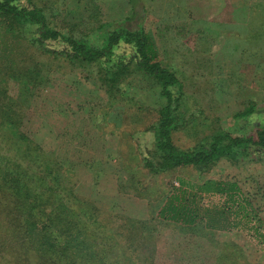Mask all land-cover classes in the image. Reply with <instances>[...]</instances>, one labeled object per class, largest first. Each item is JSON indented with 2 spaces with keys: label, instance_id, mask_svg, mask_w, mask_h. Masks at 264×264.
<instances>
[{
  "label": "rangeland",
  "instance_id": "374dc122",
  "mask_svg": "<svg viewBox=\"0 0 264 264\" xmlns=\"http://www.w3.org/2000/svg\"><path fill=\"white\" fill-rule=\"evenodd\" d=\"M34 2L43 7L51 28L78 34L85 27L88 19L85 0ZM97 2L102 9L99 17L106 22L123 21L118 17L125 14L126 6L128 17L141 20L153 38L158 59L181 78L189 97L188 112L173 133L179 147H192L217 125L231 130L233 135L254 136L256 127L264 124V109L246 119L233 116L246 102L254 100L261 105L264 100V53L257 46L251 47L252 25L249 24L260 22L261 16L255 12L261 0ZM132 20L122 25L134 28ZM45 44L57 51L64 48L58 42ZM6 50L12 52L10 56L15 62L22 60L28 66L40 64L46 77L25 107L22 130L44 151L56 153L72 178L75 194L95 204L102 217L116 224L122 219L148 222L156 246L155 264H211L215 251L211 246H224L232 238L226 232L207 230L193 222L188 226L179 224L160 214V205L174 191L173 187L178 186L174 175H185L189 182L184 185L195 190L189 197V207L200 206L199 214L211 208L207 212L210 220L218 215L217 209L212 208L219 204L213 194L195 193L197 182L218 179L239 182L244 189L243 202L244 198H251L260 204V214L264 215V147L248 149L249 155L241 158L237 166L222 158L209 169L180 166L151 175L143 168L142 159L155 142L154 131L149 126L157 119L161 104L156 84L136 70L132 82L123 81L119 90L112 92L102 83L97 67H82L60 54L42 53L37 46L20 47L12 39L0 38V84L6 80L2 84L13 99L19 85L12 76L14 67L9 66ZM118 52L129 56L131 49L123 45ZM16 70L22 69L17 66ZM116 190L118 202H112ZM136 194L151 199L147 219H141L145 203ZM5 221L1 215L0 225L6 224ZM242 247L251 262H264V248ZM8 256L0 248V264Z\"/></svg>",
  "mask_w": 264,
  "mask_h": 264
},
{
  "label": "trees",
  "instance_id": "16d2710c",
  "mask_svg": "<svg viewBox=\"0 0 264 264\" xmlns=\"http://www.w3.org/2000/svg\"><path fill=\"white\" fill-rule=\"evenodd\" d=\"M85 5L88 11L85 27L78 34L74 31L68 34L51 28L43 7L34 0H0V38L12 39L20 47L37 46L42 53L60 54L82 67H97L99 78L112 92L119 90L123 81L132 82L136 70L156 84L161 104L157 119L149 126L154 131L155 142L150 153L142 159L143 168L151 175L170 172L180 166L209 169L222 158L237 166L241 158L249 155L248 149L264 147V124L256 127L254 136L233 135L231 130L217 125L199 137L192 147L182 148L175 144L173 133L188 112L189 95L181 78L158 59L155 42L141 20H132L131 16L123 21L106 22L99 17L102 9L97 0H85ZM257 8L255 13L261 18L257 24L249 22L252 42L249 41L252 48L257 46L258 51L264 53V0ZM131 20L134 28L122 25ZM47 41L58 42L64 48L51 49L45 44ZM123 45L131 49L129 56L118 52ZM5 52L9 55V66L14 67L12 76L19 89L14 101L2 84L6 80L1 81L0 149L4 150H0V216L3 215L6 224L0 225V248L9 254L3 263L155 264L156 246H153L154 237L149 232L148 222L122 219L116 224L102 217L95 204L75 194L72 178L56 153L44 151L22 130L25 107L46 77L40 64L28 66L22 60L15 62L10 56L12 52ZM17 66L22 70L17 71ZM258 103L246 102L233 114L234 118L246 119L264 109V100L261 105ZM215 183L206 184L219 191L235 189L233 185ZM171 194L160 209L163 217H168L164 215L167 211L184 217L178 220L180 223H190L193 209L188 205L189 197L175 195V189ZM244 199L241 207L229 204L226 209H238L248 235L263 243L264 215L259 216L260 204L248 197ZM170 219L177 222L175 218ZM211 247L217 251L210 258L211 264H264L251 262L243 247L232 239L224 246Z\"/></svg>",
  "mask_w": 264,
  "mask_h": 264
},
{
  "label": "crops",
  "instance_id": "0c3cea01",
  "mask_svg": "<svg viewBox=\"0 0 264 264\" xmlns=\"http://www.w3.org/2000/svg\"><path fill=\"white\" fill-rule=\"evenodd\" d=\"M124 10H125V14L122 13V15L118 18H121V19H125L126 17H128V13H127V7L124 6ZM184 176V177H182ZM173 178H178V186H174V189H175V195L178 194L181 198L186 195L187 197H191L193 196L194 194V189H191L187 187V185H184L186 182L188 184V180L186 181V177L185 175H174ZM232 181V180H230ZM209 180L206 181V182H197L199 183L198 185H196L194 188H196V192L197 193L198 191H202V192H205L206 194H213L215 195V198L217 200V203L219 204V206L217 207H214L212 209H217V214L216 216H214L211 220H210V217L209 215L207 214V212L211 209H204V212L199 214L200 210H201V207L199 206H196L194 209H193V213L191 212V214L189 215V217H192L193 216V223L195 224H202V226L209 230L211 229L212 231L214 232H226L228 234H231L232 235V240L237 243L238 245L240 246H264V242L262 243L260 240L256 239V237H250L246 231V228H247V225L244 224V222L240 219L241 217L238 216V209L234 208L235 206L236 207H241L242 204V199L244 196L242 195H245L243 192H244V189L240 186V183L239 182H232V183H229L227 180H220L218 179V181L216 182V185L219 183L220 185H225L227 187H229L230 185H233L235 187V189L231 190V191H219V190H214L213 189V186H208ZM207 183V184H206ZM182 185V186H181ZM219 186V185H218ZM182 187L184 189H182ZM191 187V186H190ZM241 188V190H240ZM185 189H189V190H185ZM191 191V192H190ZM172 193V192H171ZM169 193L168 195L172 196V194ZM181 193H184L182 195H180ZM193 193V194H192ZM117 194V190L115 191V193L113 194L112 196V202H118L116 200V198L118 197ZM230 197H232V199H229ZM139 201H142L143 203H145V208L143 210V218L141 219H147L149 216H150V210H149V201L150 199H147V198H144V197H139L138 199ZM181 200V199H179ZM168 201V199H165L163 204L160 206V209L162 208V206L164 204H166ZM175 203H178V201L176 200ZM234 207H232V211H229L228 209H226L227 207H229L230 205ZM217 205V204H216ZM227 206V207H226ZM160 209H159V212H160ZM228 210V211H226ZM227 213H226V212ZM162 214V212H160ZM231 213V214H230ZM230 214V215H229ZM260 214V213H259ZM165 216H168L169 218H175L177 220V222L179 224L180 221H178L179 219L183 218L185 219L184 217H180L179 214L177 215H174L173 213H169L167 211H165L164 213ZM260 217H263V214H260L259 215ZM221 219H223V221H220ZM190 220V223L192 222ZM241 223H243L245 225V228L244 226L241 225ZM189 223H186V225L188 226ZM185 225V224H183ZM185 225V226H186ZM211 226H214V228H211ZM243 227V228H241Z\"/></svg>",
  "mask_w": 264,
  "mask_h": 264
}]
</instances>
